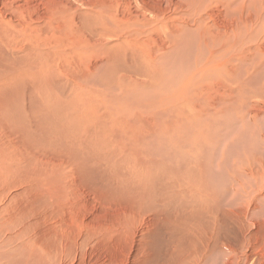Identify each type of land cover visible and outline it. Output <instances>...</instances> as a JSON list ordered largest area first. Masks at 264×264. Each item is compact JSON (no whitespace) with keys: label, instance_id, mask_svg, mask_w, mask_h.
<instances>
[{"label":"bare ground","instance_id":"bare-ground-1","mask_svg":"<svg viewBox=\"0 0 264 264\" xmlns=\"http://www.w3.org/2000/svg\"><path fill=\"white\" fill-rule=\"evenodd\" d=\"M74 1L79 4V8L71 3L68 4L66 0H45V6L50 11L47 20L39 19L27 25L17 17L8 15L1 6L4 5L5 8L10 2L0 0V65L4 69L0 72V111L2 112L5 107L3 100H7L4 94L5 87L17 85L19 82H22L23 86L26 82L29 85L36 84L39 104L43 105L45 102L46 106H51L53 102L56 120L54 131H57V136L60 135L62 138L60 140L56 134H54L55 139L43 138V134L49 128L45 130L46 127L42 125L41 131L36 130V135L41 137L38 140L68 142L65 147L69 151V156L75 159L80 150H88L92 153L94 140L97 136L100 137L99 134L102 136L106 133L107 136L113 128L124 135L130 132L127 142L135 150H140L141 154L138 155L141 158L131 159L130 178L119 179L121 183L118 187L123 189V194L126 191L131 199L137 201L134 204L139 207L144 198L133 190L136 185L132 183L134 180L132 176L138 177L136 180L138 183L146 184L149 171L153 168L157 170L159 163L164 165L163 159L161 162L159 159L144 158V154L147 155L144 145L148 146L149 139V147H158L167 153L168 149H173L177 145L173 140L177 138L175 134L191 128L198 136L206 133L203 137L207 140V144L212 140L224 143L225 149L230 150L222 149V154L228 156L231 152L233 155L231 164H227L231 166L230 172L228 171L227 174L225 158L219 159L216 164L207 163L206 178L215 193L212 195L203 190V193L199 192L201 186L195 181L198 197L200 194L203 195L192 199L195 201V206L186 214L191 219H185L183 225L187 223L188 227L197 230V235L201 234V237L195 236V241L191 242L192 249L189 247L192 253L187 259L183 257L186 260L182 259L180 264H264V0ZM82 13L89 14L92 20L90 27L94 33L89 30V26H86L82 33V30H78L81 22L78 20ZM87 23L84 21L82 25ZM64 30H68L70 34L63 36ZM71 31H77V34L70 37L69 35L73 34ZM127 58L134 61V65L139 70L137 73L121 72L118 78L114 77L116 85L113 80L106 84L99 82L95 86L96 91L93 89L94 86L89 88L86 86V83L94 79L100 71L107 72L110 67L108 65L116 63L117 60L125 61ZM161 66L170 70L171 83L168 80L164 90L161 87L157 92L150 90L151 97L145 95V98L137 101L136 90L149 87V79L156 76L161 79L167 77L168 74L161 69ZM163 71L166 75L162 74ZM59 84L68 91V96L62 97L66 102L54 96V87L60 86ZM69 84L71 85L68 88ZM91 88L94 90L93 96L88 94V92L92 94ZM111 91L117 92L118 96L109 93ZM144 91L143 89V93ZM122 99L128 101L126 105ZM91 101L97 102V107L94 104V107L91 106ZM161 101H164V105ZM155 102L162 106V123H159L160 119L154 114L147 115L143 109L140 111L136 107V105L148 107ZM61 105L67 106L66 108L63 106V109ZM88 109H91L89 114ZM63 110L67 112L62 113ZM145 110L154 113L150 108ZM80 113H83V119L77 118ZM36 114L39 117L38 113ZM132 116L133 119H130ZM8 117L11 118L12 115ZM141 117L146 119L143 124L141 120L144 119ZM41 118L39 117L38 120L42 121ZM9 120L6 121L8 125L11 122ZM6 122L2 128L9 131L10 126H6ZM10 125L12 128L13 125ZM214 128L217 129L218 135L212 136L210 132ZM92 129H95L94 133ZM162 130H170L171 133L166 134ZM13 133L19 138L17 141L14 140V145L18 146L24 140L15 131ZM21 133L23 137L26 134L24 131ZM219 137L222 138L219 140ZM139 138L141 140H138ZM140 142L141 146H139ZM203 142L205 144V140ZM125 143L122 140L116 141L115 144H110V150L105 153L117 154L118 159H123L127 148ZM0 145H2L1 141ZM210 147L211 145L206 148ZM207 150L211 153L216 149H206L204 153ZM100 151L104 150L100 148ZM197 152L193 154L187 152V154L195 157L198 155ZM155 153L157 155V152ZM12 157L11 152L0 151V264L4 263L2 259L5 258L6 253L10 256L12 253L16 254L15 258L19 255V263L16 261V264H134L135 254L129 255V259H126V254L121 250L126 236L133 234L130 231L136 229L133 227H136L140 220V217L139 219L135 217L130 210L131 207L129 209L126 207V211L125 208L121 210L122 212L119 211L123 214L122 218L114 219L112 224L100 226L101 230L98 232V220L105 218L103 214L96 218L97 221H87L83 216H79V213H76L74 218L69 215L64 216L62 205L66 203L65 199H62V194L53 186L54 182L59 181L57 180L59 176L63 177L60 168L55 167L57 170L44 177L41 174L42 170L36 169L35 165L22 168L24 171L20 169L23 166L19 168L16 166L17 163L13 165L14 158L10 161ZM49 161L51 160L44 159L45 164ZM58 161L54 159L49 164L52 166ZM145 161L151 162L148 170L144 169ZM77 163L79 164L78 160ZM29 169L37 172L28 171ZM64 169H67V166ZM64 171L67 174L66 170ZM188 173L190 171H187ZM15 175L18 176L16 182ZM49 178L53 180L47 181ZM43 179L45 182L41 181ZM62 179L66 180L64 177ZM64 180L63 183L68 182ZM18 183L24 184L28 194L36 189L48 194L44 204L39 205L41 213L38 214L46 226L44 230L41 229V233H30L31 229L28 230L17 223L19 218L27 216L16 206V200L13 199L16 194L13 189H18ZM116 183L118 185V182ZM111 185L115 187L113 181ZM188 187L187 185L186 190L182 188L184 193L188 192ZM185 195L188 197V194ZM206 196H210L213 203H208L209 200L204 199ZM37 197L39 198L40 195ZM57 198L64 201L61 203ZM197 198L203 201L200 202ZM35 204L31 205L33 209L38 206ZM80 205L82 208L81 203ZM108 205L104 203L102 208L106 209ZM127 209L133 214L127 212ZM140 212L138 213L142 215V211ZM71 216L73 217L72 214ZM227 216L232 222L229 227L222 228L223 237L218 238L222 232L220 223ZM141 220L143 222V219ZM175 220L179 221L176 218ZM178 225L175 224V227ZM143 232L141 231V234ZM132 240L137 239L134 236ZM129 244L131 246V243ZM139 249L141 251L142 248Z\"/></svg>","mask_w":264,"mask_h":264},{"label":"rangeland","instance_id":"rangeland-1","mask_svg":"<svg viewBox=\"0 0 264 264\" xmlns=\"http://www.w3.org/2000/svg\"><path fill=\"white\" fill-rule=\"evenodd\" d=\"M6 1L10 2L8 4V6H6L4 8V5H2L1 8L4 9V11L7 12L8 15H11L12 17H17V19H20L19 21H22V22L26 23L27 25L33 24L34 22L38 21L39 19L47 20L46 18H48L49 17L48 15H50V11L48 10L47 6H45V0H6ZM62 1H65V0H62ZM66 1H68V4L71 3V5H73L74 7L79 8V4L77 2H75L74 0H66ZM26 10H28V12H25ZM79 18L80 19L78 21L79 22L81 21V22L79 23L78 27L80 29H78V30H80V31L82 30L81 31V33H82L83 30L86 28V26L87 27L89 26L88 28H89V30H91L90 25L92 23V20L90 19L89 14L87 15V14L82 13V15ZM84 21H86V23L88 21V23H87L88 25L87 24L82 25L84 23ZM44 24L46 25L45 22H44ZM66 26L67 25H64V27H66ZM71 32L73 34L69 35L70 37L72 35L77 34V31H71ZM91 32L94 33V31H92V30H91ZM62 34L64 36L65 34H70V33L68 30H64L62 32ZM114 66H116V67H114ZM1 67L2 66L0 65V72H2L4 70ZM108 67H109V69H107V72H105V71L101 72L100 71L99 74L94 77V79H92V80L88 81V83H86V86L88 88L91 86H94L93 89L95 90V86L98 85L99 82H103L106 84L107 82L111 83L112 80H113L114 85H116V83L114 81V77L118 78L121 72L137 73L139 71L137 69V66L134 65V61L132 62L128 58L125 61L117 60L116 63L114 62V64L108 65ZM111 68H113V69H111ZM161 69L164 70L168 74L167 77H163L161 79L160 77L156 76L153 79H149V83H148L149 87L145 86L146 89L140 88V89L136 90L135 93H138V95H136L137 101H140V99L142 100L143 98H145L146 97L145 95H148L149 97H151L150 96L151 93H149L150 90L157 92L160 87L163 88V90L166 88L167 82H168V80H169V82L171 81L172 75L169 73L170 70H168L167 67H166V69H164V67L162 68V66H161ZM158 71H159V69H158ZM164 71L162 72V74L166 75V73ZM169 76H170V79H169ZM166 78H167V80H166ZM161 80H162V83H161ZM63 83L64 82H62V84ZM165 84H166V86H165ZM70 85L71 84L68 85V88L70 87ZM61 86L62 85H60V86L55 85V87H54V90H55L54 94L55 95L54 96L55 97L57 96V98L60 97L59 100L64 101L65 98L62 99V97H67L68 91ZM93 89L91 88L92 94H90L88 92L89 95H92V96L94 95ZM143 89L145 90L144 91L145 94L143 93ZM59 92H61V93H59ZM109 93H111V94L113 93L112 95L118 96L117 92H115V91H111ZM4 94L7 98V100H3L5 103L4 104L5 107H3L2 112L0 111V123L2 124V125L0 124L1 125L0 126V141L2 142V145H0V151L5 152L7 150L8 152H11L13 157L10 159V161L14 158L12 160L13 165H16V163H17L19 165V166L16 165L17 167L20 168L21 166H23L20 169L27 167L28 165H35L36 169L42 170L41 174H43L42 176H44V177L48 176L49 173H53V171L60 168L59 170L62 172L61 174L64 178H66V180L62 179L63 178L62 176H61L62 178H60V176H59L60 179L59 178L57 179L59 181L54 182L53 186L56 190L59 191V193L62 194L61 195L62 199H65L66 203L64 205H62V212H63L64 216L69 215L71 218H74L76 213H79L80 214L79 216H83L84 219L87 221H97L96 218L100 214H103L105 216V218L102 220H98V222H99L98 223V230H99L98 232H100V230H101L100 226H103L105 224H112V221L114 219H121L123 216V214L121 213L122 212L121 210H123L125 208V211H126V207L128 209L131 207L130 210L135 214V217L137 216L138 219L140 217V220L138 222H140L142 225H139L140 223L138 224V222H137L138 225L136 224V227L135 226L133 227V229L136 228L135 229L136 231L135 230L134 231L136 232L137 236L134 235L135 234L134 231H130V233L131 232L133 233L132 235H130L132 237L127 235L129 237V239H127L128 237L126 236L125 240L122 243L121 250H122V252H124L126 254V259L127 258L129 259V257H130L129 255L135 254V257H133V259H135L134 264H147L148 262L151 264L152 263L153 264H180V261L182 263L183 260H186L189 257L188 255H190L192 253V250H191L192 249L191 248L192 243L191 242L195 241L194 240V239H196L195 236L201 237V234L197 235V230H195L191 227L189 228L187 223H185V225H183V222L185 221V219H189V218L191 219V217H189V215L187 216L186 214H188L187 212L190 211L191 209H193L192 207L195 206V203H194L195 201H192V199L198 197V191L196 190L197 183L200 184V186H201L199 189V192L201 191L203 193V191H206L208 194H211V195L214 193L211 186L209 185V183L207 181V178H206V176L208 174L207 173V163L216 164L219 159L221 160V159L225 158L224 160L226 161L227 174H228V171L230 172L231 166H229V165L231 164V161L233 159V155H231V152H229L228 156L226 154H222V152H221L222 149L224 151L230 150V149H225L224 143H217V142H214L212 140L210 142V144H207V140L203 137L206 133L203 134L202 136H198V134H196L197 132H195L191 128H187L184 131H182L181 133L175 134V136L177 138H173V136H172L173 140H175L177 142V145L173 149H168L167 153H165L164 151H161L162 149H160L158 147H155V148L154 147L151 148V146L149 147V145H150V139H149L148 146L144 145V147L146 149L145 151L147 152V155H149V156L144 154V156H145L144 158L145 159H159L160 161H161V159H163L165 166L163 164H162L163 165L162 166L159 163V164H157V170L153 168L152 171H149L150 174H149L148 179L149 178L150 179L149 180L147 179L146 184L138 183L136 181V180H138V177L132 176V179H134V180H132V183L134 185H136V186H134L135 188L133 190L139 192V195H141L140 197L144 198L141 202V207H139V206H136L134 204V202L137 203V201L133 200V198L131 199L128 196V193L126 191H124V194H126V196H125L123 194V189H120L118 187L121 183V180H119V179H122V178H126V179L128 178L129 179L130 178L131 173H129V171L131 169H130L129 164L132 163L131 159H135V158L140 159L141 158V157H139V155L141 154L140 150H135L132 146H130V143L127 142L128 141L127 137L129 136L130 132L129 133L126 132L127 134L125 133V135H124L122 132H119L118 130H115V128H113L111 130V133L109 132L107 136H106V133H104V135H102V136H101V134H99L100 137L97 136V138H95V140H94V143H93L94 150L92 151V153H90L88 150H86V151L80 150L81 152L79 151L80 153H78L76 155L78 157H77V159H75L74 157L69 156V154H68L69 151H67V148L65 147V145H67L68 142H62V141L55 142L54 140H47L48 142L47 141L43 142V141L38 140V138H41V137H39V135H36V134H37V131L38 132L41 131L42 125L44 128L46 127L45 130L47 128L51 129V130H49V129L46 130V132L43 134V138L46 137V138H50V139H55L58 133H57V131H54V128H55L54 126H56V124H55L56 120L54 118L55 114L53 113L55 111V109H53L54 107L52 106L53 102H52L51 106H46L45 102H43V105L39 104V98L37 99L38 92H37L36 84L35 85H33V84L29 85V83L26 82V85L23 86L22 82H19L17 85H9V86L4 88ZM57 94H59V95H57ZM61 94H63V95H61ZM54 96H53V98L55 99ZM123 101H124L125 105L128 102L126 100H123ZM64 102H66V101H64ZM90 104H91V106L94 107V105L96 106L97 102L91 101ZM130 104L133 105V103H130ZM161 104L164 105V101H161ZM63 106H64V108H66L67 105H61L62 108H63ZM136 107L140 111H142V109H143V111L146 112L147 115L153 116L152 114H154V116L156 118L160 119V120H158L159 123L163 122V118L161 117L162 106H159L158 103H156V102L152 103L148 107H144V105H142V107L141 106L138 107V105H136ZM146 108H150V110L154 111V113L146 111L145 110ZM100 110H102V109H100ZM89 111H91V109L87 110L88 114L90 113ZM66 112L63 110L62 113H66ZM36 113H38L39 117H42L41 118L42 121L38 120L39 117L37 116ZM44 113H45V115H44ZM106 114H108V113H106ZM10 115H12L13 119H11L12 117L11 118L8 117ZM43 115H44V117H43ZM113 117H115V115H113ZM4 118L6 120H4ZM44 118L45 119L47 118L48 120L46 119V121H45ZM77 118L83 119V113H80V115ZM77 118H74V120ZM51 119H52V121H51ZM130 119H133V116ZM141 119H144V117H141ZM1 120L5 121V122L7 120H9V122L11 121L9 123V125H8V122H6L7 123L6 126H10L9 131H8V129L6 131L4 128H2L3 126H5V124H4L5 122H3ZM145 121H146V119H144L143 121L141 120L142 124ZM14 123H15V125H14ZM10 124L13 125L12 128H11ZM138 124H140V122H138ZM98 128H100V127H98ZM12 129H14V130H12ZM13 131H15L18 135H20V137H22L24 140L18 146L14 145V142L17 141L19 138L15 137V133H13ZM23 131L26 133L24 135L25 138L23 137V135L21 133ZM162 131H163V133H166V134L171 133L170 130H162ZM8 132H10V133L8 134ZM94 132H95V129H92V133H94ZM11 133H12V135H11ZM54 134H56V136ZM133 134L138 135L137 133H133ZM210 134L212 136L218 135L217 129L214 128V130L212 132H210ZM10 135H11V137H10ZM31 135L33 137H31ZM182 135H183V137H182ZM1 138H2V140H1ZM57 138H59L60 140L62 139L60 135H58ZM221 138L222 137H219V140ZM217 139H218V137H217ZM120 140L124 141V143L126 142L125 144L127 147L125 149V156L123 159H118L117 154L111 155L110 153H105V151L110 150L109 149V147L111 146L110 144H112V143L115 144L116 141L119 142ZM138 140H141V138H139ZM204 140H205V144H203ZM195 141H196V143H195ZM71 143L74 144L75 142H71ZM173 144H176V143L173 142ZM195 144H198V145H195ZM209 145H211V147L206 148ZM129 146H130V148H128ZM139 146H141V142L139 143ZM21 148H23V149H21ZM100 148H102L104 151H100ZM212 148L216 149V150L214 152H211V153L209 152V150H207L206 153H204V150L212 149ZM154 152H157V155H156V153L154 154ZM187 152L191 153V154H193L194 152H197L198 153V155H196L197 158H195L196 156L195 157L189 156L187 154ZM202 152H203V154H202ZM31 153H33V154H31ZM88 154H91V155L88 157L87 156ZM94 154H96V155H94ZM207 154H209V155H207ZM19 155L21 156V158ZM127 155L128 156L130 155L129 156L130 159H128L129 157ZM136 155L138 157H136ZM24 156H25V158H22ZM38 156H40V157H38ZM70 157H71V159H70ZM170 157H172V158H170ZM190 157H192V158H190ZM26 158H28V159H26ZM94 158H96V159H94ZM44 159H50L51 161L56 159L57 161L58 160L59 161L57 163H55L54 165H52L53 166L52 167L49 164V162H51V161H49L48 163L45 164ZM179 159H181V160L179 161ZM77 160H78L79 164L77 163ZM18 161H20L21 164ZM177 161H178V163H177ZM182 162H184V164H182ZM58 164H59V166H58ZM150 164H151L150 161H145L144 162V169L148 170ZM227 164H229V165L227 166ZM49 165H50V167H49ZM100 165L102 168L100 167ZM66 166H67V169H64V168H66ZM187 166H188V168H187ZM192 168H194V169H192ZM62 169L66 170L67 174ZM22 170L24 171V169H22ZM28 171L37 172L33 169H31V170L29 169ZM43 171H44V173H43ZM187 171L188 172L190 171V173L187 174ZM201 171H202V173H201ZM64 173H65V175H64ZM71 173H72V175H71ZM192 173L194 175H192ZM68 174H70V175H68ZM162 174L164 176H162ZM142 177H144V176H142ZM175 177L176 178L178 177L179 179L178 178L175 179ZM17 178H18V176L15 175V177H14L15 182H16ZM189 178H192V179H189ZM188 179L192 182V184H190L191 182H189ZM204 179L206 181H204ZM52 180H53L52 178H49L47 181H52ZM63 180H64V182L65 181H68V182L63 183ZM110 180L113 181V185L117 188H115L111 185L112 181L110 184ZM41 181L45 182L44 179ZM115 181L118 182V185ZM148 181H150V182L148 183ZM186 182H188L191 186ZM62 183H63V186H62ZM70 183L72 185H70ZM181 183H182V185H181ZM18 184H19L18 189H15V188L13 189L14 191H16V194H15L13 199L16 200V206H18L21 211L25 212L27 214V216H24L25 218L24 217L19 218L20 220L18 219L17 223L19 226H25L28 230L31 229L30 233H34V232L35 233H37V232L41 233V231L44 230L46 228V226L43 224V221L41 220V216L38 214V213H41L39 205L44 204V199L48 197V194H46V192H44V193L39 192L40 191L39 189H36L32 193L30 191V193L28 194V190L25 188L24 184H20V183H18ZM187 185L189 186L188 188L191 189L190 190L191 192L188 189V192L184 193V190H186ZM202 185L205 188V190L202 187ZM61 186H62V188H61ZM184 186H185V188H184ZM68 187H70V188H68ZM182 188L184 190H182ZM179 189H181V190H179ZM176 190L179 192H177ZM192 191H193V193H192ZM78 192H79V194H78ZM209 192H211V193H209ZM176 193H179V194L177 195ZM185 194H188V197ZM39 195H40V197L38 198L37 196H39ZM69 195H70V197H69ZM202 195L203 194H200L199 197H201ZM42 196H43V198H42ZM123 196H125V198H122ZM172 196H173V198H172ZM81 198H83V199H81ZM145 198H147V199H145ZM198 198H197V200H199L200 202L203 201V199L201 200ZM204 199L209 200L207 202L208 203L210 202V204L213 203V200L211 199L210 196L209 197L206 196ZM30 200H31V202H30ZM59 200H61V199L57 198V201H59ZM79 200H81V201H79ZM63 201L64 200H61V203ZM36 202H37L38 206H37V204H35ZM128 202L130 205L127 204ZM19 203H20V205H19ZM80 203L82 204V208H81ZM104 203L109 204L108 208H106V209L102 208ZM214 203H215V201H214ZM33 204H35L37 206L34 209L31 206ZM76 204L78 206L79 205L80 206L78 207ZM121 204H123L124 206H122ZM184 206H186V207H184ZM119 208H122V209H119ZM135 208L142 211L143 216L140 214L141 212L137 211V209H135ZM213 208L215 209V207H213ZM31 209H33L34 212ZM128 209H127V212L129 211V213H132ZM116 210L118 211V213L116 212ZM119 211H121V212H119ZM138 212H140V213H138ZM149 212H150V214H148ZM71 214L73 215V217L71 216ZM144 214L145 215L147 214L148 216L146 215L147 216L146 217V216H144ZM125 215H127V214H125ZM156 215H158V216H156ZM29 216H30V219H29ZM32 216H35V217H32ZM157 217H158V219H157ZM160 217H161V219H160ZM147 218H149V219H147ZM150 218H152V219H150ZM175 218L178 219L179 221L175 220ZM141 219H143V222ZM228 219H229V217L227 216L223 219L224 221H221L220 229L222 232L218 235V238L223 237L224 233H223L222 228L229 227L230 223L232 222L231 219H229V220ZM174 220L176 221V223ZM26 221H27V223H26ZM167 221L170 224H174V223L176 225L179 224L178 225L179 227L178 226L175 227V224L171 226ZM168 225H170L171 228ZM180 225H181V227H180ZM186 225H187V227H186ZM137 226L140 230V233H139V230L137 231V229H138ZM182 226L184 228H182ZM155 227H156V229H155ZM157 227L159 228V230ZM155 230H158V231L156 232ZM167 230H169V231H167ZM141 231L142 232L144 231V232L141 234ZM184 231H185V234H184ZM144 233H145V235H144ZM146 233H147V235H146ZM134 236H135V239H137V240H132V239H134ZM231 238H233V237L231 236ZM138 239H140L142 242L140 240L138 241ZM135 241L138 243H136ZM129 243H131V246ZM134 243H136V244L134 245ZM186 243H188L189 245ZM139 247H141L143 249V251L141 249L142 253H140L141 251H140ZM189 247L191 249H189ZM152 248H153V251H152ZM173 248H175V249H173ZM187 248H188V250H187ZM137 250H139L140 252ZM148 250H149V252H148ZM185 250H186V252H185ZM176 253L178 256L176 255ZM179 256H181L182 258ZM4 257L5 258L2 259L3 260L2 263L4 262L3 264H11V263L16 264V261H17V263H19V259H20L19 255L17 256V258H15L16 254L12 253L10 256L9 253H6L4 255ZM8 257H11V258H8ZM183 257H185L186 259ZM13 258H15V259H13ZM7 261H8V263H6ZM166 262H169V263H166Z\"/></svg>","mask_w":264,"mask_h":264}]
</instances>
